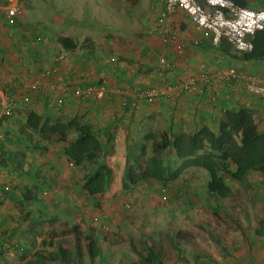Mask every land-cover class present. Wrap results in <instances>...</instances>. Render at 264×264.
<instances>
[{"label":"crops","instance_id":"1","mask_svg":"<svg viewBox=\"0 0 264 264\" xmlns=\"http://www.w3.org/2000/svg\"><path fill=\"white\" fill-rule=\"evenodd\" d=\"M3 1L5 0H0V3ZM78 1L80 0H68L67 5L72 7ZM85 1L87 4L94 5L95 0ZM107 1H112L113 4L110 5L111 3ZM131 1L129 5L132 7L134 4L131 16L135 21L130 26L131 35L127 37V40L121 38L122 40L118 44H114L116 46L115 53L128 54L130 59V62L126 63L128 67L110 69L106 67V62L101 61L98 57L72 55L71 51L74 50L72 49L68 50L71 57L59 62L60 69H58L57 75L41 78L39 66H36L35 73H29L28 67L33 64L35 58L26 57L28 61L26 63L22 57L18 62L19 67L16 66L14 59L0 60V96L4 94V90L11 97L14 93L12 99L15 100L16 111V116L3 118L0 121V226L3 225L5 228L4 223H9L11 214L16 208H19L20 203L34 209L46 206L45 202L41 200L43 196L40 195L42 187H45V176L53 175L55 177L53 182L50 181L53 192L56 193L55 196L67 198L70 201L67 207L72 210L77 198L73 193L75 192L74 183H79L78 191L91 198L94 197L86 193L82 187L83 177L90 170V167L87 166L88 163L76 166L64 152L65 146L74 137L68 138V132L64 136L51 132L44 135L39 132L40 138L35 140V134H33L35 130L25 126L27 114L30 111H36L45 118L50 116L51 122L79 117L82 121L92 125L101 142L106 145L107 158L113 169L115 196H109L106 199L97 198V200L106 201L103 206L105 212L103 215L111 224H118L120 219L123 220L125 217L117 215V210L122 205L121 200L127 196L124 195L126 190H122L120 184L126 164L131 161L133 153L138 154L136 140L144 128L148 129V125H145L146 122L154 124L152 127L156 124H164L165 128L160 129V132L171 128L174 133H191L202 126H208L217 132L226 110L245 107L252 111L258 129L264 131V99L249 93L241 83L237 85L236 89L226 85L218 75L222 71L236 67L246 73L264 77V61L241 62L239 58H236L240 54H237L226 42H222L219 46L212 45L209 39L201 36L193 22L180 9L172 17L171 30L181 34V38L179 41L166 40L157 22V17L164 7V0ZM246 1L248 2L247 6L264 8V0ZM98 2L101 3V0ZM125 3L127 0H103L102 5L122 8ZM6 6L3 7L4 11L0 10V20L3 15L5 16ZM84 31L86 30L82 29L83 33ZM65 36L72 38L70 35ZM22 38L29 47L31 40L25 35H22ZM129 38L132 43L128 42ZM114 39V41L119 40L118 37ZM195 41H199L198 44L195 45ZM75 42L77 43V41ZM160 56L166 58L165 64L159 62ZM202 63L207 64V70L213 75V92L217 95L215 101L210 99L209 93H184L178 91V88H174L175 90L170 94L172 98L153 102L138 101L137 104H133L140 88L163 86L166 82L178 86L191 78L198 79L201 73L199 67ZM35 64L37 63L35 62ZM85 67L88 68L87 71H84ZM39 80L44 86L43 89L31 92L30 84ZM77 81H81L82 87L98 85L99 82H102L107 86L108 94L102 99L83 101L68 94L64 95L65 85L70 82L74 84ZM25 95H28L33 103L24 102L22 97ZM55 96L64 98L63 105L60 107L54 104L56 98L50 102L52 100L50 98ZM48 110L52 112L51 115L46 114ZM151 125L150 128H152ZM152 131H155V128H152ZM47 135H56L60 139L54 137L55 140L48 145L47 150H44L45 153L41 154L40 148L46 147L51 141L44 138ZM65 137L66 139H64ZM144 137L146 138V135ZM147 155L150 154L147 153ZM198 173L204 174L206 177L208 174L203 168H189L176 180L177 188L174 184L175 181L171 185L177 191L194 193V189L199 186L196 185L195 180L191 182V179ZM254 173L251 172L247 176L246 182L253 179ZM258 173V184L262 188V174ZM79 177H82V180H78ZM42 191L46 192V190ZM261 191L264 195L263 188ZM32 192L40 199L34 204L30 199ZM262 204L264 205V202ZM13 230H10L8 235L2 230L5 233V239L1 243L18 241L17 237H13ZM222 234L227 240L224 232ZM247 236H249L246 237L249 240L245 243L244 237H242L238 246L231 247L233 243L230 244V251L227 247L221 248L225 253L223 251L220 253L212 245H209L208 251L200 250L205 255L204 259H200V262L195 259L196 262L190 260L189 264H264V235L259 236L255 234L254 230ZM135 238L132 239L134 244H136ZM109 246H106V249ZM226 246H229L228 241ZM164 247L165 251L157 253L161 255L158 256L163 264H183L184 256L193 258L192 254L196 252L193 249L180 251L171 242L164 243Z\"/></svg>","mask_w":264,"mask_h":264},{"label":"rangeland","instance_id":"2","mask_svg":"<svg viewBox=\"0 0 264 264\" xmlns=\"http://www.w3.org/2000/svg\"><path fill=\"white\" fill-rule=\"evenodd\" d=\"M78 2H75L72 7L67 5L68 0H5L0 3L1 11H4V6L15 3L20 9L17 22L13 25H8L4 15L3 18L1 17L0 60L14 59L16 66L19 67L18 62L22 57L26 63L28 62L26 57L35 58L33 64L28 67L29 73L33 74L36 72V66L52 62L61 53H65L62 61L71 57L70 51L64 49L58 42L59 37L70 35L77 41V47L71 51L72 55L98 57L101 61H105L106 67L110 69L128 67L126 64L130 62L128 54L114 51L116 44L122 39L127 40V37L131 35L130 26L133 22L135 23L131 16L134 4L132 7L129 5L132 1L127 0L122 8L102 5L103 0L101 3L95 0L94 5L87 4L85 0ZM107 2L111 3L110 5L113 4L112 1ZM82 29L86 31L83 33ZM22 35L31 40L29 47L25 44L26 41L23 40ZM117 37L119 40L114 41ZM128 40L132 43L130 38ZM108 43L109 46H107ZM100 45L102 47H99ZM87 70L88 68L85 67L84 71ZM80 83L81 81H77L74 84L70 82L65 85L63 94L65 95L72 87H82ZM43 87L41 80L34 81L30 84V91H40ZM13 95L14 93L12 97L9 96L14 98ZM28 95L22 97L23 101L33 103ZM60 99L64 101L63 97H51L50 102L54 100L55 106L60 107L63 105ZM15 112L14 107L13 117L16 116ZM46 114L51 115L52 112L48 110ZM145 125H148V129L144 128L136 140L139 149L137 153L145 148L147 153L151 154L152 137L161 133L159 130L164 129L165 126L160 123L152 127L154 124H147V122ZM150 125L155 128V131H152ZM33 134H35V140L40 138L39 132L33 131ZM67 135L68 138H73L76 133L72 129ZM54 137L60 139L56 135L44 137L51 141L46 147L40 148L41 154H44V150H47L48 145L55 140ZM135 155L136 153H133L131 158ZM254 174L253 179L248 182L229 180L233 191L225 199L213 196L205 190L210 179L209 174L207 177L200 173L195 174L196 177L192 176L191 182L195 180L196 185L199 186L194 189V193L177 191V181L174 183L176 188L153 180L140 182L124 191V195L127 196L121 200L122 205L117 210V215L125 216L123 220L120 219L121 224L120 222L108 223L110 221H107L103 215L105 213L103 206L106 201L91 198L78 191L79 183H74L73 186L75 190L73 193L77 196L74 209L67 207L70 201L67 198H58L53 192L51 182L55 177L45 176V187H42L40 195L43 196L41 200L46 206L34 209L20 203L19 208L11 214L9 223H4L5 228L3 225L0 226L6 235L14 229L13 237L18 238L16 241L12 237V243L8 246L4 245L6 250L4 255H0V264H35L36 253L49 257L56 251L57 246H62L71 252L73 264H146L142 262L139 253L147 254L150 249L156 254L158 251L162 253L161 251H165L164 243L167 242L174 244L180 251L192 249L196 251L192 254L193 258L184 256L183 264H189L190 260L200 262V259L205 258L200 250L208 251L209 245L222 253L221 248L227 247L230 251V244L233 243L231 247L238 246L242 237H244V243L247 242L249 238L246 237L250 236L247 235L258 227L259 219H263L264 195L258 184L259 173ZM78 180H82V177ZM36 198L37 196L32 192L30 199L33 204L40 200ZM136 206H138L137 209ZM74 225L78 226L76 232H69ZM88 234L98 239L104 248L110 245L107 257L103 259L95 257L93 261L88 259L85 239ZM134 237H136V244L132 242ZM77 239L81 245V256L76 250ZM227 241L229 246H226ZM46 264H60V262L47 261Z\"/></svg>","mask_w":264,"mask_h":264},{"label":"trees","instance_id":"3","mask_svg":"<svg viewBox=\"0 0 264 264\" xmlns=\"http://www.w3.org/2000/svg\"><path fill=\"white\" fill-rule=\"evenodd\" d=\"M233 1L240 7L248 5L246 0ZM58 42L66 50L77 47L73 38L67 36L59 37ZM252 42L251 51L237 53L240 55L236 58L241 62L264 61V29L255 32ZM25 126L44 135L51 132L64 136L73 129L76 135L65 146L64 152L76 166L88 163L90 170L83 177L84 191L94 198L115 196L113 169L107 158L106 145L101 142L92 125L79 117L51 122L50 116L45 118L36 111H30ZM151 148L150 155L142 148L125 166L120 184L122 190L148 180L171 185L189 168L206 170L210 175L207 182L208 193L221 199L232 194L229 180L246 182L251 172L262 174L261 185L264 190V131L258 129L253 113L248 108L226 110L217 132L208 126H202L191 133H174L168 128L152 137ZM77 229L78 226L74 225L69 232L75 233ZM255 234L264 235V219L259 221ZM85 239L90 261L95 257L103 259L108 256L109 248H104L98 239L91 234L86 235ZM79 242L77 239L76 250L81 256ZM5 244L9 243L0 245V255L6 249ZM139 254L146 264H163L160 256L151 249L147 254ZM57 260L60 264H73L71 252L62 246H57L49 257L36 253L35 264Z\"/></svg>","mask_w":264,"mask_h":264},{"label":"built area","instance_id":"4","mask_svg":"<svg viewBox=\"0 0 264 264\" xmlns=\"http://www.w3.org/2000/svg\"><path fill=\"white\" fill-rule=\"evenodd\" d=\"M178 9L185 12L193 22L195 29L203 38L209 39L212 45L219 46L225 41L236 53L243 54L251 51L255 32L264 29V8L240 7L233 0H164V7L157 17V22L166 40L179 41L181 38V34L171 30L172 17ZM19 14L20 9L17 3L8 4L5 7V19L8 25L15 24ZM198 42L195 41L194 44L196 45ZM64 58L65 53H61L52 62L42 63L39 66L41 78L56 75L59 69L58 64ZM159 62L165 64L166 58L160 56ZM207 67L205 63L200 64L199 78H191L178 86L166 82L163 86L140 88L133 104H137L138 101L153 102L172 98L170 94L175 90L174 88H178V91L184 93H209L210 99L215 101L217 95L213 92V75L207 70ZM218 75L226 85L236 89L237 85L241 83L249 93L264 99V77L246 73L236 67L222 71ZM66 94L82 101L102 99L108 94V88L105 84L75 86L70 88ZM62 101L63 99H60V102ZM14 107V99L4 92L0 96V121L3 118H10L14 113ZM4 239L3 231L0 230V245Z\"/></svg>","mask_w":264,"mask_h":264}]
</instances>
